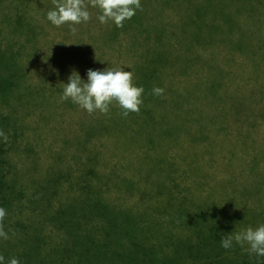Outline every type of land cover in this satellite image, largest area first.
<instances>
[{
    "label": "rangeland",
    "instance_id": "obj_1",
    "mask_svg": "<svg viewBox=\"0 0 264 264\" xmlns=\"http://www.w3.org/2000/svg\"><path fill=\"white\" fill-rule=\"evenodd\" d=\"M164 1L171 6H161L156 0H140L144 16H140L138 9L122 28L112 22L101 24L97 19L99 10L89 8L91 19L76 25V34L70 32L68 24L56 27L47 20V12L54 9L53 0L0 1V48L6 50L12 45L17 53L23 52L22 64L29 66L27 62L32 60L34 70L42 72L39 83L40 76L37 78L35 71L32 74L28 71L25 85L34 83V91L28 93L23 84L11 97L13 106L6 108L16 117L20 133L9 156L11 176L23 188V197L18 201L21 208L16 209L15 204L6 210L4 230L18 220L44 219L67 204H71L66 207L75 212L77 220L84 221L85 212H95L93 206L98 201L121 215L124 212L141 221L140 227L143 232L144 227L148 229L154 243L162 241V234L149 225L151 222L161 221L165 232L170 229L175 234L188 232L171 221L179 208L189 213L186 216L191 219L192 214L205 210L206 206L215 207L221 222L233 211L246 220L236 226L237 232L263 223L264 114L259 115L253 128L240 124L234 133L212 125L204 129L194 121L193 111L201 108V100L207 95L204 84L207 66L187 75L183 70L184 59L189 54L195 60L199 56L197 50L206 46L190 44L181 34L176 8L186 9L188 0ZM205 3L211 5L207 0ZM149 25L157 30L166 29L163 44H157L154 28L138 35ZM30 26L35 30L33 33L28 30ZM144 36L147 42L142 40ZM96 39H106L107 50ZM159 49H166L170 61L177 66L174 73L169 68L161 70L160 82L170 106L165 110V119L155 123L150 135L146 133V140L152 144L144 143L142 131H146L150 118L148 121L142 115L141 106L139 114L128 115L121 130L120 124L111 118L120 115L121 109L120 113L89 115L71 100H60L63 84L69 82L73 70L87 82L89 69L103 71L123 65L125 71L134 73V82H143L152 67L150 58ZM131 136L136 141H131ZM145 144L156 149L146 152ZM94 150L99 158L92 160ZM146 153L151 156L144 160ZM92 169L97 175L89 171ZM172 184L174 192L169 190ZM34 197L42 204L33 203ZM181 200L187 203L178 206ZM121 218L117 216L114 220ZM45 228L49 244H57L65 237L49 220ZM12 231L11 228L7 233ZM11 244H2L0 251H6ZM46 250L40 252L42 257L51 251ZM12 257L18 258L20 264L22 260L25 264L28 261L22 253L13 252L6 258ZM37 259L38 254L32 253L31 262Z\"/></svg>",
    "mask_w": 264,
    "mask_h": 264
},
{
    "label": "trees",
    "instance_id": "obj_2",
    "mask_svg": "<svg viewBox=\"0 0 264 264\" xmlns=\"http://www.w3.org/2000/svg\"><path fill=\"white\" fill-rule=\"evenodd\" d=\"M207 1L211 5L205 3V0H188L189 5L186 9L176 8L179 12L182 36L190 44L196 42L206 46L197 50L199 56L195 57V60H192L189 54L184 59L186 61L183 70L187 75L189 71H203L207 66L204 83L207 95L201 100L203 102L201 108L193 111L196 113L194 121L200 123L204 129L209 125L218 126L219 129L226 127L224 129H228V133L238 132L240 124L253 128L258 122L259 115L264 114V0ZM157 2L161 3V6H171V3L164 0H156ZM139 11L140 16H144L141 10ZM139 21L138 19L137 22ZM152 28L156 30L157 44L159 42L163 44L166 29L157 30L154 25H149L137 33L142 36ZM28 30L31 33L35 31L31 26ZM112 38L114 36L107 39ZM142 40L145 41V36ZM147 40L146 37L145 42ZM95 41L105 48L106 39ZM61 56L57 57L58 62ZM169 57L166 49L156 50V54L150 58L152 67L146 73L144 81L134 82L137 87L142 86L145 90L144 102L141 105L142 115L147 120L150 118V121L146 123V131H142L144 138L146 133L150 135L154 130L155 123L158 124L165 119V110L170 106L166 99V91L162 96L151 94L154 86L164 88L160 82L163 68L176 72L177 65L170 61ZM23 60H25L23 52L18 50L17 53L12 45L6 50L0 48V130L8 136L7 142L0 137V207L6 210L15 204L16 209L22 207L18 205L21 204L18 201L23 197V188H19L17 181L11 176L12 164L9 156L20 133L16 117L6 108L13 106L12 95L23 84L26 87L28 71L31 74L35 71L32 60L27 62L29 66L22 64ZM35 74L37 78L40 76L38 82L41 83L42 72L35 71ZM33 84L26 87L28 93L34 91ZM169 98L172 99L173 96ZM53 103L56 105L57 102ZM69 105L75 107L71 103ZM110 111L120 113L119 107L115 105L110 106ZM111 118L116 120L117 124H120L119 128L123 130L125 126L122 124L126 118L121 114ZM131 137L130 140L136 141L134 136ZM144 143L152 144L149 140ZM145 145L146 152L156 149L153 145ZM96 150L90 155L92 160L99 158ZM149 155L146 153L144 160L150 158ZM89 171L97 175L94 169ZM175 189L173 184L169 186L171 192ZM41 202L39 198L34 197L33 203L42 204ZM185 203L187 202L184 200L178 201V206ZM66 206L54 214H47L44 216L45 220L37 217L33 221L23 219L9 224L10 227L5 231L12 228V233L8 234L10 238L8 240L0 238V246L13 243L11 247L7 246L6 251H0V255L7 253L4 256L5 264L9 260L6 257L11 256L13 252L22 253L23 257L28 259L26 264H264V257L249 255L244 248L235 243L227 250L221 246L222 238L237 232L236 226L242 221L246 222L245 218L233 211H229L221 222L215 207L206 206L205 210L192 214L191 219L186 216L189 213L179 208L176 214H172L171 221L174 226L188 232L175 234L173 229L165 232L162 230L164 226L161 221L151 222L149 225L162 234L160 237L162 241L154 243L151 242L148 229L144 227L146 232H143V228L140 227L141 221L124 212L121 215L113 211L102 201L93 206L95 212H85L82 218L84 221L77 220L75 212ZM117 216L122 217V220H114ZM151 218L157 217L151 215ZM48 220L59 227L65 235L57 244L48 243L45 228ZM227 222L230 225H227ZM117 232H122L123 236ZM141 234L145 237H141ZM13 246L18 250L13 249ZM47 248L51 249L50 253H45L42 257L40 252H46ZM34 252L38 254V259L31 262V254ZM22 262L25 264L24 260Z\"/></svg>",
    "mask_w": 264,
    "mask_h": 264
},
{
    "label": "clouds",
    "instance_id": "obj_3",
    "mask_svg": "<svg viewBox=\"0 0 264 264\" xmlns=\"http://www.w3.org/2000/svg\"><path fill=\"white\" fill-rule=\"evenodd\" d=\"M53 4L54 9L46 14L47 20L56 27L68 24L72 34L78 31L76 25L91 19L89 8L99 10L97 19L101 24L112 22L118 28H122L124 22L131 19L138 9L142 11L140 0H53ZM122 66L108 67L103 71L89 69L87 82L73 70L68 78L69 82L63 84L60 100H71L89 115L97 112L107 115L111 105L118 106L124 118H127L130 113L139 114L140 106L144 102L145 90L142 86L137 87L134 84V73L125 71ZM164 92V88L154 86L151 94L162 96ZM0 137L7 142L8 136L3 130H0ZM6 216V209L0 207V238L4 240L10 238L3 225ZM220 243L226 250L232 248L235 243L244 248L249 255L264 257V224L256 228L249 226L241 231L232 232L222 238ZM245 245H247L246 248ZM0 264H5L3 255H0ZM7 264H20V261L12 257Z\"/></svg>",
    "mask_w": 264,
    "mask_h": 264
}]
</instances>
